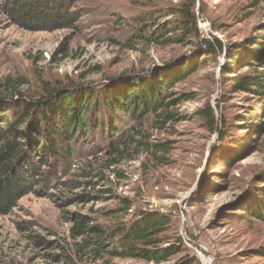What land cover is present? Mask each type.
I'll use <instances>...</instances> for the list:
<instances>
[{
	"label": "trees",
	"instance_id": "obj_1",
	"mask_svg": "<svg viewBox=\"0 0 264 264\" xmlns=\"http://www.w3.org/2000/svg\"><path fill=\"white\" fill-rule=\"evenodd\" d=\"M79 2L0 0V12L25 31L54 32L76 27L82 17L76 9ZM262 3L249 0L248 6L257 8ZM198 9V0L149 9L125 29L123 45L113 39L128 50L170 48L171 56L160 60L161 67L128 70L96 85L41 80V86L31 88L22 75L0 80V216L11 214L29 193L63 209L62 219L70 225L68 236L64 243L56 242L52 262L47 264H106L115 259L201 264L182 240H171L170 215L138 209L132 198L106 185L107 171L142 155L159 161V154L170 149V142L157 141L155 134L188 119L180 109L195 94L181 89V84L219 58L224 60V66L219 60L223 84L260 100V106L238 115L240 124L226 127L231 120L224 118L221 129L212 102L194 112L210 132L221 134V144L210 150V163L220 160L226 174L257 151L264 152V23L256 30L260 33L229 43L214 31L205 35L199 21L206 18ZM69 50L64 43L58 53L67 56ZM259 116L263 119L254 122ZM94 139L98 146H93ZM87 148L89 155L84 157L80 150ZM222 179L218 189L233 186L242 191L236 203L223 209L225 217L245 216L264 224V164L229 182L225 176ZM111 201L116 205L92 214L68 211ZM257 254L264 257V246Z\"/></svg>",
	"mask_w": 264,
	"mask_h": 264
},
{
	"label": "rangeland",
	"instance_id": "obj_2",
	"mask_svg": "<svg viewBox=\"0 0 264 264\" xmlns=\"http://www.w3.org/2000/svg\"><path fill=\"white\" fill-rule=\"evenodd\" d=\"M185 1L80 0L76 9L82 17L76 27L54 32L25 31L0 12V80L7 75H22L30 81L31 88L41 86V80L49 83L74 80L96 85L108 76L118 78L128 70L161 67L160 60L171 56L170 48L140 46L138 50H128L117 46L114 40L123 45L127 37L125 29L134 25L144 11L177 6ZM146 3L152 6L147 7ZM248 3L249 0H198V8L206 18L199 21V26L205 35L214 31L229 43L244 41L260 33L256 30L264 23V3L257 8H250ZM64 43L70 49L67 56L58 53ZM175 48L184 50L182 46ZM219 60L223 66V59ZM219 60L207 63L181 84V89L195 94V99L180 109L188 119L167 132L155 134L157 141L170 142V149L159 154V161L142 155L123 162L115 171H107L110 181L106 185L132 198L138 209L170 215L171 240H182L187 252L196 255L201 264H264V257L257 254L264 246V224L245 216L225 217L223 209L236 203L242 191L233 186L218 189L224 176L229 182L242 172L250 173L262 166L264 152L257 151L242 160L238 169L225 174L220 160L210 163L212 157H208L212 147L221 144L220 131L210 132L203 120L194 116L198 108L210 101L217 107L221 129L224 118L231 120L228 124L226 121V127L237 125L240 124L238 115L260 106V100L238 93L227 82L223 84ZM262 119L256 117L254 122ZM92 143L94 147L99 145L95 139ZM80 154L86 157L89 149H81ZM200 185L202 190L197 193ZM115 205L111 201L73 206L68 211L92 214L99 208ZM63 214V209L47 198L33 193L23 197L11 214L0 216V264L52 262L56 242L64 243L63 239L68 236L70 225L62 219ZM106 264L145 263L115 259Z\"/></svg>",
	"mask_w": 264,
	"mask_h": 264
},
{
	"label": "water",
	"instance_id": "obj_3",
	"mask_svg": "<svg viewBox=\"0 0 264 264\" xmlns=\"http://www.w3.org/2000/svg\"><path fill=\"white\" fill-rule=\"evenodd\" d=\"M223 66H224V60H223ZM222 69V68H221ZM209 153V156L208 157H210V152H208Z\"/></svg>",
	"mask_w": 264,
	"mask_h": 264
},
{
	"label": "built area",
	"instance_id": "obj_4",
	"mask_svg": "<svg viewBox=\"0 0 264 264\" xmlns=\"http://www.w3.org/2000/svg\"><path fill=\"white\" fill-rule=\"evenodd\" d=\"M206 35H208V34L206 33Z\"/></svg>",
	"mask_w": 264,
	"mask_h": 264
}]
</instances>
